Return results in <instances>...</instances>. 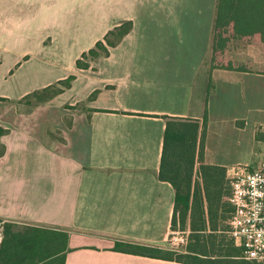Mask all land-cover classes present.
Returning a JSON list of instances; mask_svg holds the SVG:
<instances>
[{"label": "crops", "instance_id": "crops-1", "mask_svg": "<svg viewBox=\"0 0 264 264\" xmlns=\"http://www.w3.org/2000/svg\"><path fill=\"white\" fill-rule=\"evenodd\" d=\"M218 3L0 0V219L67 231L66 264H180L113 248H170L176 191L160 179L170 119L207 116L204 163L227 179L264 160V42L231 39L213 67ZM125 22L133 29L109 56L77 68ZM25 43H38L34 54ZM66 48L79 51L70 64ZM71 76L48 102L19 104ZM200 143L201 131L198 157Z\"/></svg>", "mask_w": 264, "mask_h": 264}, {"label": "trees", "instance_id": "trees-1", "mask_svg": "<svg viewBox=\"0 0 264 264\" xmlns=\"http://www.w3.org/2000/svg\"><path fill=\"white\" fill-rule=\"evenodd\" d=\"M215 28L213 67L216 66L217 55L227 48L231 39L260 35L264 42V0H219ZM132 29V22L123 23L110 31L104 41H99L88 53H84L83 57H90V61L94 62L102 56H109V48L118 46ZM83 57L76 66L80 70H88L91 62L83 63ZM74 80L75 77L71 76L56 85L36 91L19 104L29 108L44 104L70 89ZM206 121V115L203 124L192 119H170L164 136L160 179L172 184L176 191L172 230L189 232L186 247L170 250L116 242L113 251L180 264H260L243 259L242 249L227 234L234 211L229 202L231 186L225 168L204 163ZM7 133V130L0 128V158L5 154L1 139ZM198 162L200 181L196 180L194 185ZM0 224V264H66L70 251L67 231L1 219Z\"/></svg>", "mask_w": 264, "mask_h": 264}, {"label": "built area", "instance_id": "built-area-1", "mask_svg": "<svg viewBox=\"0 0 264 264\" xmlns=\"http://www.w3.org/2000/svg\"><path fill=\"white\" fill-rule=\"evenodd\" d=\"M234 211L227 234L242 249V257L264 264V160L260 167L237 166L229 170ZM172 242L187 245L188 233L172 232ZM2 229L0 227V245ZM179 249V248H178Z\"/></svg>", "mask_w": 264, "mask_h": 264}, {"label": "rangeland", "instance_id": "rangeland-1", "mask_svg": "<svg viewBox=\"0 0 264 264\" xmlns=\"http://www.w3.org/2000/svg\"><path fill=\"white\" fill-rule=\"evenodd\" d=\"M37 25H39V24H37ZM27 26H33V25H30V23H28V22H26V27ZM35 33H33V32H26V36L27 35H29V36H33ZM104 41V40H103ZM37 44L38 43H25V51H28V52H31L32 54H34V52H35V50L37 49ZM48 43H46V45H47ZM89 45V43H77L75 46H77V47H80V49L82 50V48H84V46H86V45ZM40 46H42V45H40ZM90 46V45H89ZM52 47V44L51 45H49V48H51ZM95 47V46H94ZM93 47V48H94ZM41 49H42V47H41ZM41 49H38V52L41 50ZM110 50H111V48H109ZM87 50V49H86ZM62 52H63V55H66V63L67 64H70L71 62H73V60L75 59V56L79 53V51L77 50V48H73L72 50H70V48H66V49H62ZM85 53H88V51H84ZM77 57H78V55H77ZM82 57H83V55H82ZM81 57V58H82ZM78 60V59H77ZM76 61V60H75ZM75 61H74V63H75ZM96 61V60H95ZM82 62L83 63H90L91 61H90V57H83V59H82ZM90 65H92V62H91V64ZM91 67V66H90ZM24 73H26L27 72V69H25L24 71H23ZM30 74H31V72H30ZM15 82V80L14 81H12V82H10L9 84H12V83H14ZM30 86H31V84H28V82H26L25 81V89H28V88H30ZM32 102H35L33 99L31 100ZM24 103L26 104L27 102H25L24 101ZM0 227H1V229H2V226H1V224H0ZM172 237H173V235H171L170 236V239L168 240V246L170 247L169 249L170 250H172V249H184L185 247H186V245H183L182 244V242H179L177 245H175L174 244V242H172Z\"/></svg>", "mask_w": 264, "mask_h": 264}]
</instances>
